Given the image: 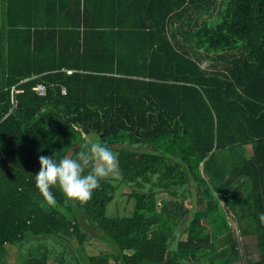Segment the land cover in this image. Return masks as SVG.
Listing matches in <instances>:
<instances>
[{
    "label": "trees",
    "instance_id": "1",
    "mask_svg": "<svg viewBox=\"0 0 264 264\" xmlns=\"http://www.w3.org/2000/svg\"><path fill=\"white\" fill-rule=\"evenodd\" d=\"M75 1L66 19L43 0L56 20L33 22L20 46L0 26V264L12 245L19 264H50L46 237L79 264H264V0ZM92 133L118 175L84 202L53 187L49 204L38 156ZM121 193L131 213L109 215ZM94 238L112 249L88 253Z\"/></svg>",
    "mask_w": 264,
    "mask_h": 264
},
{
    "label": "clouds",
    "instance_id": "2",
    "mask_svg": "<svg viewBox=\"0 0 264 264\" xmlns=\"http://www.w3.org/2000/svg\"><path fill=\"white\" fill-rule=\"evenodd\" d=\"M39 155V170L35 173V186L49 203H54L53 187L59 188L68 200H89L102 179L118 175V158L110 147L98 137L84 148L75 147L57 158ZM264 224V212L257 214ZM181 264H185L184 261Z\"/></svg>",
    "mask_w": 264,
    "mask_h": 264
},
{
    "label": "rangeland",
    "instance_id": "3",
    "mask_svg": "<svg viewBox=\"0 0 264 264\" xmlns=\"http://www.w3.org/2000/svg\"><path fill=\"white\" fill-rule=\"evenodd\" d=\"M98 136L95 133L89 134L88 135V140L89 141H93L94 139H96ZM248 149H250V147H248ZM194 190L196 191V188H194ZM164 199V196L159 194L157 195V200H158V204L160 205L162 200ZM196 203L197 199L194 200ZM204 205H201V208ZM133 208V199L128 198L127 195L125 194H120L119 196H117L115 198V200L111 203L110 208L108 209V214L109 215H124V214H129L131 213ZM86 227L89 228L91 230V228L89 227L88 223H86ZM232 227L234 229V234L237 238V240L240 242V247L242 249V252H244L243 248H244V243H246L249 246V249H251V254L249 255V257L251 259H255L258 257V254L254 248V243H255V238L253 237H248V238H243L240 235V231L238 228V225L236 222L231 221ZM91 233L93 234V236L95 235V232L91 231ZM70 239L72 238L71 236H68ZM40 243L43 244V246H45V248L48 250L49 255H51L52 258V262L51 264H66V262H71L72 264H79L77 261L73 260L72 255H68V249H66V246L59 240L52 238V237H46L44 239H42L40 241ZM95 246H88V253L90 254H97L101 251L107 252L110 251L112 249V245H110L109 243L105 244L102 240H95L92 239V243ZM36 244L34 243L32 245L33 250H37V248H35ZM18 247L17 245H12L10 247V249L8 250V259L10 261L9 264H19L20 262H22L26 255L23 254L24 252V248H21V251H18ZM81 249V248H80ZM27 251V249H26ZM17 252V255L15 254ZM22 253L21 256L19 253ZM19 255V256H18ZM65 255V256H63ZM62 256L65 258L62 259ZM58 257V258H56ZM65 261V262H63ZM248 263V258L246 256L243 257V259H241L240 261H237L235 264H247Z\"/></svg>",
    "mask_w": 264,
    "mask_h": 264
},
{
    "label": "crops",
    "instance_id": "4",
    "mask_svg": "<svg viewBox=\"0 0 264 264\" xmlns=\"http://www.w3.org/2000/svg\"><path fill=\"white\" fill-rule=\"evenodd\" d=\"M50 1L56 2V0H50ZM58 1H62L63 4L65 3L66 6V11L61 12V18H63L66 13L70 12L69 11L70 8L68 7V5L76 2L75 0H58ZM41 2H43V0H0V26H3V24L6 23L7 21L10 23L12 22L14 24L13 26H15L14 27L15 29H13V37H14L13 41L14 44H16L17 46H20V43L23 41L22 40L23 33L26 32L28 29L33 30V22L54 23L53 21L56 20V15H57L56 9L52 11L53 7L52 8L49 7L50 9L46 11L45 10L46 6L44 5L41 6ZM67 17L68 14H66V19H68ZM20 52L15 54V60L21 59L22 54ZM21 61L20 63L17 62L18 66L22 63ZM3 69H4V65L0 61V84L4 81L3 78H5L2 76ZM27 80L28 78L13 84V88L14 87L19 88L20 84L26 82ZM15 254L17 255V252Z\"/></svg>",
    "mask_w": 264,
    "mask_h": 264
},
{
    "label": "built area",
    "instance_id": "5",
    "mask_svg": "<svg viewBox=\"0 0 264 264\" xmlns=\"http://www.w3.org/2000/svg\"><path fill=\"white\" fill-rule=\"evenodd\" d=\"M33 89L40 95H44L46 93V85L44 83H38L36 84ZM14 90V93H20V92H23L24 89L23 88H18V87H14L13 88ZM63 92H66V89L63 88L62 90ZM14 103L16 104L17 103V100L14 101Z\"/></svg>",
    "mask_w": 264,
    "mask_h": 264
},
{
    "label": "water",
    "instance_id": "6",
    "mask_svg": "<svg viewBox=\"0 0 264 264\" xmlns=\"http://www.w3.org/2000/svg\"><path fill=\"white\" fill-rule=\"evenodd\" d=\"M79 145V142H76L75 144H73L70 148H69V150L71 151V150H74V148L75 147H77ZM204 205V204H203ZM202 208H204V206L202 207Z\"/></svg>",
    "mask_w": 264,
    "mask_h": 264
}]
</instances>
